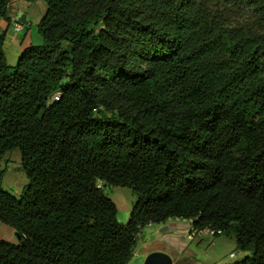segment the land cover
Listing matches in <instances>:
<instances>
[{
	"label": "trees",
	"instance_id": "obj_1",
	"mask_svg": "<svg viewBox=\"0 0 264 264\" xmlns=\"http://www.w3.org/2000/svg\"><path fill=\"white\" fill-rule=\"evenodd\" d=\"M10 66L0 0V264H129L149 224L218 229L264 264V0H43ZM59 93V99L55 94ZM107 187L137 196L121 224Z\"/></svg>",
	"mask_w": 264,
	"mask_h": 264
},
{
	"label": "rangeland",
	"instance_id": "obj_2",
	"mask_svg": "<svg viewBox=\"0 0 264 264\" xmlns=\"http://www.w3.org/2000/svg\"><path fill=\"white\" fill-rule=\"evenodd\" d=\"M15 1L17 0H14L13 3ZM46 9L47 4L45 1L31 0L24 11L20 8L17 12L16 20L19 22V18L25 14L27 15L28 24H22L23 29L20 30L12 26L9 30V36L6 34L7 47L5 53L10 66L17 64L18 58L23 52L19 54L15 50L18 39L22 41L25 37V42L30 40L31 45L43 44L38 24ZM0 170L5 171L2 181L3 188L13 195L20 197L24 188L28 185L29 179L22 168V155L19 149L8 152L4 156L0 162ZM105 193L117 206L118 221L121 224L128 223L133 204L137 199L134 191L127 187H107ZM158 226V224H149L143 228L139 235L133 258L129 264H143L148 256L146 253L153 249L158 237H164L167 236V233H170L168 232L170 231L169 227L159 232L160 227ZM192 230L194 229L192 228ZM6 233L7 238L16 240L12 233ZM188 242L189 247L184 250L181 261L175 264H230L234 260H239L244 255H248V253L245 254L237 250L234 238L225 235L215 237L213 235L197 234L193 238H189Z\"/></svg>",
	"mask_w": 264,
	"mask_h": 264
},
{
	"label": "crops",
	"instance_id": "obj_3",
	"mask_svg": "<svg viewBox=\"0 0 264 264\" xmlns=\"http://www.w3.org/2000/svg\"><path fill=\"white\" fill-rule=\"evenodd\" d=\"M13 1L11 2V5L9 7V20L1 22V28L2 30L6 31L7 36H9L8 34H9L10 28L12 26H15L18 22L16 20L17 12L19 11L20 8H22L24 11L28 7L29 2L31 0H17L15 1V3H13ZM26 19H27V15H26ZM22 29H23V26H22ZM29 41L25 42V37L23 38L22 41H19L18 39V41L16 42V49H15L17 53L19 52L20 54L27 47H29L31 45ZM6 47H7V43L5 42V52H6ZM164 226H167L170 228V231H168L170 233H167L166 234L167 236H164L165 238L158 237V240L156 241L155 246L153 247V249L149 250L146 253V255L150 254L153 251H164L172 257L173 262L175 264L181 261L184 250L189 247L188 239H189V232L193 228L192 221L185 220V219H178V218L170 219L165 224H160L158 226L160 227L159 232L163 230ZM6 232H9L10 234L12 233L15 236L16 240L7 238ZM0 239L16 242L17 236L13 229L9 228L8 226L0 222Z\"/></svg>",
	"mask_w": 264,
	"mask_h": 264
},
{
	"label": "water",
	"instance_id": "obj_4",
	"mask_svg": "<svg viewBox=\"0 0 264 264\" xmlns=\"http://www.w3.org/2000/svg\"><path fill=\"white\" fill-rule=\"evenodd\" d=\"M19 22L22 24H28V21L26 19V15H22L19 18ZM168 227H164L163 230L167 229ZM17 239L20 240L21 236L19 234H16ZM143 264H174L172 257L164 252V251H153L146 257V260Z\"/></svg>",
	"mask_w": 264,
	"mask_h": 264
},
{
	"label": "built area",
	"instance_id": "obj_5",
	"mask_svg": "<svg viewBox=\"0 0 264 264\" xmlns=\"http://www.w3.org/2000/svg\"><path fill=\"white\" fill-rule=\"evenodd\" d=\"M13 1V0H12ZM15 28L17 30L22 29V23L21 22H17V24L15 25ZM55 99H59V93L55 94ZM221 231L218 229H213V228H205L204 230H191L190 231V235L189 238H193L194 236H196L197 234H201V235H213V236H220L221 235Z\"/></svg>",
	"mask_w": 264,
	"mask_h": 264
}]
</instances>
